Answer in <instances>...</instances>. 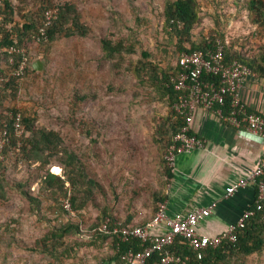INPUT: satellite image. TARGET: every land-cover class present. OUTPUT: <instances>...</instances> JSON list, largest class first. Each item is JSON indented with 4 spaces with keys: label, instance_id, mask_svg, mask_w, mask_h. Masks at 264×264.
Here are the masks:
<instances>
[{
    "label": "rangeland",
    "instance_id": "obj_1",
    "mask_svg": "<svg viewBox=\"0 0 264 264\" xmlns=\"http://www.w3.org/2000/svg\"><path fill=\"white\" fill-rule=\"evenodd\" d=\"M12 1L20 22L42 4V0ZM50 1L73 3L91 31L87 36L58 34L48 51L43 44L28 41L29 65L40 59L44 67L23 75L18 92L0 97V108L19 107L35 117L37 127L59 131L100 186L80 214L69 215L62 210L64 195L40 189L41 175L48 169L64 174L58 161L44 165L13 151L1 175L6 193L0 197V264L43 263L48 258L34 252V246L56 223L69 218L89 229L107 209L117 221L154 213L157 193L164 187L161 148L165 141L164 145L158 141L157 128L159 123L167 127L161 117L168 116L170 107L167 99H157L154 91L143 89L128 66L133 61L141 64V48L152 51L163 67L177 64V41L163 27L170 0ZM198 5L200 22L193 40L224 34L245 52L257 55L261 50L264 29L258 25L257 32L252 29L241 0H198ZM107 35L115 40L133 37L141 47L115 58L122 64L114 66L102 56L100 40ZM246 37L253 42L240 48ZM24 190L38 201L32 204ZM247 264H264V251L250 255Z\"/></svg>",
    "mask_w": 264,
    "mask_h": 264
},
{
    "label": "trees",
    "instance_id": "obj_2",
    "mask_svg": "<svg viewBox=\"0 0 264 264\" xmlns=\"http://www.w3.org/2000/svg\"><path fill=\"white\" fill-rule=\"evenodd\" d=\"M243 8L246 11L248 22L251 26L258 25L264 29V0H241ZM49 8H57L56 17H53L52 22L47 25L46 33L48 40H42L46 51H48L51 43L56 39L58 34L64 33L66 36H87L91 28L81 20L76 6L71 2L56 5L50 0H42V4L38 11L30 16H25V21H18L16 18V8L12 0H2L0 6V49L9 48L18 41L17 45L27 47L28 41H34L33 35L39 33L40 26L45 22V12ZM71 22L69 23V21ZM200 22L198 0H170L167 2L164 11V30L172 38L176 39V47L178 56L183 51L194 49H208L216 45L215 38L217 36L203 37L199 41L193 40L194 28ZM220 35V33L218 32ZM218 35V36H219ZM219 38L224 43V55L226 62L230 63L234 60H240L249 65L254 71L264 72V45L260 48L257 55H252L235 47L228 42L227 37L221 34ZM102 56L110 61H113L114 66L122 64L121 61H114L115 58H122L124 55L133 54L137 51V46L140 45L139 40L133 37H122L115 40L110 36L101 38ZM190 42V47L187 46ZM47 47V48H46ZM141 47V46H139ZM142 62L140 65L133 61L129 65V69L138 81V84L152 93L155 92V98L167 99L170 107V113L164 119L163 124L167 125L164 129L159 123L158 126V141L165 146H162L161 162L165 167L163 182L170 174L171 166L169 165L166 155L168 147L172 142L176 133L185 123L183 115L178 114L174 108V103L179 99V92L175 89L174 79L178 76L180 67L178 59L176 65L163 67L159 61L153 58V53L150 50H140ZM15 55L16 63L22 57ZM11 53L4 50L0 53V77L6 76L8 70L12 67L9 63ZM18 57V58H17ZM35 70L32 65H29L23 75L29 71ZM208 79L215 78L214 75L205 74ZM21 78V77H20ZM18 77H11L9 81L0 82V97L8 93L19 91ZM86 96H80L84 99ZM230 106V97L226 98L225 108ZM1 107V103H0ZM20 111L22 114V124L24 131L17 135L15 131L14 121L11 113ZM35 117L27 112H22L19 107L0 108V136L6 138L5 143L0 147V197H4L6 190L3 189V178L6 169V161L13 151L21 152L23 159L26 161H40L42 164H50L52 160L58 161L61 165L64 174L55 173L48 169L41 175V190L51 191L52 193H61L68 199L71 205L69 210L64 205L62 210L69 215L75 214L85 208L88 201L93 197L96 186L99 183L87 172L86 166L75 150L70 148L65 142L59 131L55 129L37 127ZM27 131L30 133L28 134ZM165 149V151H164ZM264 179V174L259 178ZM258 179V180H259ZM70 183L67 186V183ZM24 183L20 181L19 186ZM257 187V186H256ZM73 191L72 193H70ZM32 202L38 201V198L27 191H22ZM83 193V196L81 194ZM258 195V192H257ZM162 190L157 193L155 211L158 209L159 203L164 201ZM254 213L247 220L245 227L237 232L235 241L224 240L217 246H209L199 257L198 252L182 237H179L176 242L169 246V249L181 257L179 262L174 264H247L248 257L254 253L264 251V201H255L251 206ZM98 223L92 225L89 229H84L81 222L73 220L56 223L51 230L44 235L34 246L33 251L43 253L48 259L41 264H64V259L75 256L83 245L92 244L96 238L111 237L112 246L116 252V256L124 263L122 258L124 252L128 249H141L143 244L140 239L131 237L128 240H122L119 235L113 232L116 222L121 225H129L130 220L117 221L116 217L112 216L107 209L103 215L99 217ZM107 224L110 232H107L103 226ZM90 235V239L86 240L85 236ZM159 254H153L147 264H152L159 259ZM63 261V263H62Z\"/></svg>",
    "mask_w": 264,
    "mask_h": 264
},
{
    "label": "built area",
    "instance_id": "obj_3",
    "mask_svg": "<svg viewBox=\"0 0 264 264\" xmlns=\"http://www.w3.org/2000/svg\"><path fill=\"white\" fill-rule=\"evenodd\" d=\"M2 0H0V6ZM57 8H49L45 12V22L40 26L39 33L33 35V40L47 41L46 27L56 17ZM216 45L208 49H194L183 51L178 57L180 71L174 79L175 89L179 92V99L174 103V110L183 115L185 123L174 136L166 155L169 165L172 167L178 153L189 151L194 148L205 147L204 138L192 132V122L195 111L198 108L211 111L220 120L235 126L237 129H247L259 135L264 141V115L249 111L242 100V89L247 79L252 77L253 69L240 60L226 62L224 55V43L219 37L215 38ZM15 44L9 48H1L0 53L7 50L11 53L9 63L12 67L6 76L0 77L1 81H9L11 77L23 76L30 64V55L27 47ZM15 65V55L20 57ZM17 57V58H18ZM214 75L208 79L204 75ZM230 97V106L225 108L226 98ZM15 131L20 135L24 131L22 114L20 111L11 113ZM6 138L0 136V147ZM264 174V160L247 174L239 178L235 183L226 187L227 195L247 187L249 184L257 186V202L264 201V179H259ZM259 179V180H258ZM64 205L71 210L68 199H64ZM216 202L209 206L196 207L187 212H177L173 215L168 213L166 201L159 203L158 209L151 221L145 224L121 225L116 222L113 232L117 233L122 240L131 237L138 238L144 245L141 249H128L122 258L126 264H147L153 254L158 253L159 259L152 264H174L181 257L169 249L179 237L187 241L197 252L199 257L209 246H217L224 240L235 241L237 232L245 227L247 220L254 213L249 207L240 216L237 222L231 224L226 230L215 235L201 234L196 230V225L213 212ZM164 222L167 229L162 233H154L150 230L153 223ZM103 228L110 232L107 224Z\"/></svg>",
    "mask_w": 264,
    "mask_h": 264
},
{
    "label": "crops",
    "instance_id": "obj_4",
    "mask_svg": "<svg viewBox=\"0 0 264 264\" xmlns=\"http://www.w3.org/2000/svg\"><path fill=\"white\" fill-rule=\"evenodd\" d=\"M255 26H251L253 30H256ZM249 41L253 42L252 37L243 39L240 48ZM241 96L249 111L264 115V72L253 70ZM192 132L204 138L205 147L176 155L162 194L170 215L216 202L213 212L196 225L199 233L215 235L237 222L256 201L258 190L255 184L231 195H227L226 187L264 160V141L259 135L247 129L239 130L203 108L195 111ZM154 214L149 211L127 219L130 224H145ZM166 229L164 222L153 223L150 228L154 233H162ZM85 239L89 240L90 235ZM63 259L64 264H124L116 256L111 237L96 238L92 244L83 245L75 256Z\"/></svg>",
    "mask_w": 264,
    "mask_h": 264
},
{
    "label": "water",
    "instance_id": "obj_5",
    "mask_svg": "<svg viewBox=\"0 0 264 264\" xmlns=\"http://www.w3.org/2000/svg\"><path fill=\"white\" fill-rule=\"evenodd\" d=\"M33 66L36 70H41L44 67V61L37 59L34 63Z\"/></svg>",
    "mask_w": 264,
    "mask_h": 264
},
{
    "label": "bare ground",
    "instance_id": "obj_6",
    "mask_svg": "<svg viewBox=\"0 0 264 264\" xmlns=\"http://www.w3.org/2000/svg\"><path fill=\"white\" fill-rule=\"evenodd\" d=\"M55 168H59L60 169V167H58V166H56Z\"/></svg>",
    "mask_w": 264,
    "mask_h": 264
},
{
    "label": "clouds",
    "instance_id": "obj_7",
    "mask_svg": "<svg viewBox=\"0 0 264 264\" xmlns=\"http://www.w3.org/2000/svg\"><path fill=\"white\" fill-rule=\"evenodd\" d=\"M34 67V66H33Z\"/></svg>",
    "mask_w": 264,
    "mask_h": 264
}]
</instances>
